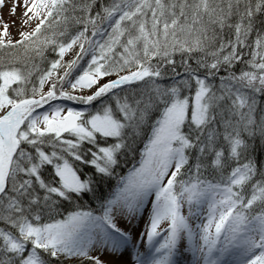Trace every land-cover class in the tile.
<instances>
[{
    "label": "snow or ice",
    "instance_id": "obj_1",
    "mask_svg": "<svg viewBox=\"0 0 264 264\" xmlns=\"http://www.w3.org/2000/svg\"><path fill=\"white\" fill-rule=\"evenodd\" d=\"M24 4L0 264H264V0Z\"/></svg>",
    "mask_w": 264,
    "mask_h": 264
},
{
    "label": "rangeland",
    "instance_id": "obj_2",
    "mask_svg": "<svg viewBox=\"0 0 264 264\" xmlns=\"http://www.w3.org/2000/svg\"><path fill=\"white\" fill-rule=\"evenodd\" d=\"M13 4H15L14 11L12 10ZM19 12L26 13L24 0H0V29H3L5 23H7L9 33L12 37H16L19 31L27 30L31 27V23L28 19L30 14H27L25 15V19L21 22L20 27L15 28L17 22L16 14ZM70 54L71 53H66L65 58H68Z\"/></svg>",
    "mask_w": 264,
    "mask_h": 264
},
{
    "label": "bare ground",
    "instance_id": "obj_3",
    "mask_svg": "<svg viewBox=\"0 0 264 264\" xmlns=\"http://www.w3.org/2000/svg\"><path fill=\"white\" fill-rule=\"evenodd\" d=\"M1 12H2V10H1ZM25 15H27L26 13H24V12H19L18 14H16V18H17V22H16V24H15V28H19L20 27V24H21V22L25 19ZM28 19H29V17H28Z\"/></svg>",
    "mask_w": 264,
    "mask_h": 264
}]
</instances>
